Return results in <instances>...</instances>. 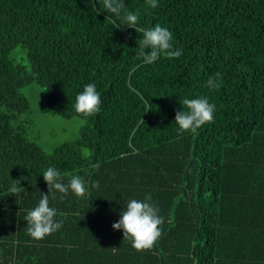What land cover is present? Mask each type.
<instances>
[{"label": "trees", "instance_id": "obj_1", "mask_svg": "<svg viewBox=\"0 0 264 264\" xmlns=\"http://www.w3.org/2000/svg\"><path fill=\"white\" fill-rule=\"evenodd\" d=\"M125 3L138 29L172 31L181 57L144 64L141 34L93 0H0V264H264V0ZM19 46L29 69L10 58ZM87 83L101 111L76 141L45 153L22 124L21 89L42 86L49 111L73 118ZM200 96L215 104L214 120L179 133L182 100ZM49 166L90 190L50 196L63 227L36 241L25 216L49 193ZM16 180L26 189L18 197ZM145 194L164 223L137 251L112 225Z\"/></svg>", "mask_w": 264, "mask_h": 264}, {"label": "clouds", "instance_id": "obj_2", "mask_svg": "<svg viewBox=\"0 0 264 264\" xmlns=\"http://www.w3.org/2000/svg\"><path fill=\"white\" fill-rule=\"evenodd\" d=\"M147 2L151 8L155 9L158 7L159 0H147ZM93 3H98L99 11H106L118 18L122 22L120 26L134 28L141 34L137 40L136 56L142 58L144 64H155L161 57L169 59L181 57L182 49L175 47L172 31L159 24L138 29L140 17L137 12L127 7L125 0H93ZM207 86L215 87V79L210 77ZM181 103L183 109L177 111L175 116L177 131L181 134L196 132L215 118L216 106L205 96L185 98ZM101 105V94L96 84H85L72 104L73 111L80 116V119L72 121V127L78 130L86 118L101 111ZM42 176L48 184L49 193H43L36 206L30 209L25 216L28 233L36 241L43 240L63 227V221L57 219V209L50 206V196L52 200H56L59 194L58 198L63 200L71 193L77 198H82L90 190L85 181L79 177H73L65 183L61 179L60 170L55 166H49L43 171ZM25 190L20 180H16L10 188L11 193L16 197ZM163 223L164 217L160 214L159 207L153 202V197L145 194L142 199H128L123 204L119 220L114 222L112 227L114 230H122L124 238L131 241L132 247L137 251H142L154 246L162 234L161 225ZM112 248L113 251L117 249Z\"/></svg>", "mask_w": 264, "mask_h": 264}, {"label": "rangeland", "instance_id": "obj_3", "mask_svg": "<svg viewBox=\"0 0 264 264\" xmlns=\"http://www.w3.org/2000/svg\"><path fill=\"white\" fill-rule=\"evenodd\" d=\"M10 58L18 64H21L27 69L30 68L27 59L26 48L19 46L15 48ZM21 94L24 95L30 104V113L23 115L22 124L28 131L30 140L35 141L41 149L51 154L59 146L76 141L80 137V132L86 121L79 127L74 129L72 121L80 119V117L64 118L52 114L46 101V91L40 85H28L21 89ZM88 155L87 150L83 151Z\"/></svg>", "mask_w": 264, "mask_h": 264}]
</instances>
